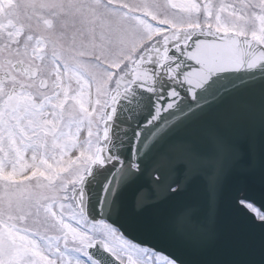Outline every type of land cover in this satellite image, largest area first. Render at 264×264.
Segmentation results:
<instances>
[{
    "label": "snow or ice",
    "instance_id": "1",
    "mask_svg": "<svg viewBox=\"0 0 264 264\" xmlns=\"http://www.w3.org/2000/svg\"><path fill=\"white\" fill-rule=\"evenodd\" d=\"M0 264H264V0H0Z\"/></svg>",
    "mask_w": 264,
    "mask_h": 264
}]
</instances>
